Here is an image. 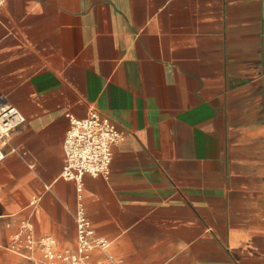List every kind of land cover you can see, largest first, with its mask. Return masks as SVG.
I'll use <instances>...</instances> for the list:
<instances>
[{
    "label": "crops",
    "instance_id": "crops-1",
    "mask_svg": "<svg viewBox=\"0 0 264 264\" xmlns=\"http://www.w3.org/2000/svg\"><path fill=\"white\" fill-rule=\"evenodd\" d=\"M0 103L25 121L0 160V264L13 233L90 264H264V0H0ZM124 132L108 175H62L70 116ZM2 144V139H0Z\"/></svg>",
    "mask_w": 264,
    "mask_h": 264
},
{
    "label": "built area",
    "instance_id": "built-area-1",
    "mask_svg": "<svg viewBox=\"0 0 264 264\" xmlns=\"http://www.w3.org/2000/svg\"><path fill=\"white\" fill-rule=\"evenodd\" d=\"M25 121V116L15 105L0 103V160L6 155L3 143L9 133ZM71 125L66 133L63 147L65 164L62 175L81 180L85 173L108 175L113 159L112 145L119 142L124 132L109 116L97 109H91L84 118L70 116ZM77 243L75 250L66 247L58 249L49 237H37L30 223L21 225L12 234L9 247L18 252L41 250L36 264H90L91 252L106 249L109 241L96 234L92 221L82 203L75 212ZM110 262L111 258L108 259ZM108 262H101L106 264Z\"/></svg>",
    "mask_w": 264,
    "mask_h": 264
}]
</instances>
